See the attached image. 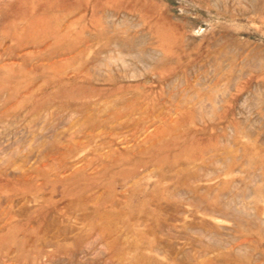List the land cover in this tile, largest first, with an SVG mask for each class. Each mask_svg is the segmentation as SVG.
Listing matches in <instances>:
<instances>
[{
    "label": "rangeland",
    "instance_id": "374dc122",
    "mask_svg": "<svg viewBox=\"0 0 264 264\" xmlns=\"http://www.w3.org/2000/svg\"><path fill=\"white\" fill-rule=\"evenodd\" d=\"M0 264H264V0H0Z\"/></svg>",
    "mask_w": 264,
    "mask_h": 264
}]
</instances>
